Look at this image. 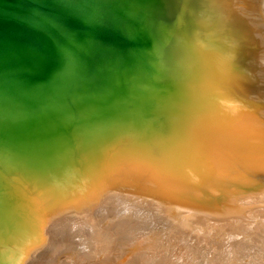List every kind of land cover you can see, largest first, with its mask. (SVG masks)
I'll return each mask as SVG.
<instances>
[{
    "label": "water",
    "instance_id": "1",
    "mask_svg": "<svg viewBox=\"0 0 264 264\" xmlns=\"http://www.w3.org/2000/svg\"><path fill=\"white\" fill-rule=\"evenodd\" d=\"M232 6L231 0H0V216H24L26 203L18 207L12 189L19 179L54 173L62 156L74 160L87 149L72 142L80 119L104 116L122 127L111 154L173 128L219 126L225 111L239 110L246 125L263 120L264 44L250 36L254 28L244 34L239 25L222 26ZM251 127L248 137L258 135L259 126ZM176 151L174 159L189 164L187 180L200 178L191 174L197 159L210 172L220 167L208 152ZM128 187L111 198L154 196L137 182ZM178 209L184 210L172 214L183 217ZM138 211L134 216L152 213L181 230L163 214ZM132 213L127 208L123 215Z\"/></svg>",
    "mask_w": 264,
    "mask_h": 264
},
{
    "label": "bare ground",
    "instance_id": "2",
    "mask_svg": "<svg viewBox=\"0 0 264 264\" xmlns=\"http://www.w3.org/2000/svg\"><path fill=\"white\" fill-rule=\"evenodd\" d=\"M231 1L235 7L232 6V11L223 12L225 22L222 26L225 23L230 27L239 25L244 34H248L249 28H254L255 32L250 36L257 35L264 44V0ZM258 82L261 91H264V78ZM233 111H225L218 115L219 119L216 121L219 126L204 124L185 132L173 128L170 132L145 136L140 141L133 140L135 147H126L119 154L116 152L111 154L108 151V147L115 144L118 137L123 139L119 132L122 127L119 128L112 118L100 116L89 123H85L88 119L84 118L73 122V128H76V125H83L81 131H77L72 139L74 149L81 147L87 149L79 152L74 160L67 161L66 156H62L64 164L56 167L54 173L29 174L25 179H19V184L12 188L18 197L17 202H20L18 207L21 208L22 203H26L23 209L25 214L20 221H12L0 216L4 220L6 218L7 223L4 226H2L3 222L0 223V264H19L18 258L33 260L41 256V261L44 258L45 260L51 258L53 254L51 250L50 252L45 250H48L51 243L43 242L42 231L47 230V228L43 230L45 227L43 224L48 218L53 219L47 222V227L50 228L56 224L57 217L62 221L66 220L67 227L74 229H72L73 234L70 233V236L74 235V239L64 236V228L59 229L57 225L58 230L62 229L63 237L59 241L64 243V246L54 251L58 255L55 258L52 256L53 264H79V260H81L80 264L88 262L97 264L95 263L97 261H100L99 264H190V254L187 250L190 249L191 244L188 240L192 237L197 241L200 240L197 235L200 231V234L203 232L201 237L207 238L201 239L205 240L206 244L208 243L206 240H210V237L214 239L215 234L217 240L208 243L209 245L204 242L205 246L213 245L211 250L210 248L206 250L207 247L203 249L204 246L197 249V253L193 249L189 250L191 254H198L201 257L200 263L197 264H228L231 257L229 253H233L236 247L237 250L249 247L248 254L245 253L251 255L252 260L257 263L264 264V238H260L263 242L261 246H256L255 243L260 240L257 235L264 233V118L255 119L246 125L248 122L245 124L237 118L236 111L239 113L240 111L236 109ZM262 114L264 115V112ZM211 117L213 119L214 115ZM244 125L246 128L239 130V127ZM252 125L259 126L258 135L248 137L251 135ZM130 137L131 135L127 136ZM177 149L182 150L183 153L195 151L197 155H201L204 151L208 152V155L210 153V156L219 158L220 167L210 172L208 166L210 164L203 162L204 159H200L201 161L197 159L196 163L200 167L199 169L193 167L191 174L200 178L187 180L184 177L189 172L185 167L187 165L189 167V164L185 162L186 164L182 165L174 159L173 152L179 155ZM71 151L72 148L64 152ZM134 182H137L140 188L143 187L141 192L144 191L147 195L154 194L153 198L131 201L126 199V201L122 200L123 202L113 200L111 208L114 209L109 212L110 214L108 212L103 214L102 209L99 210L101 204L104 205L103 208L108 206L103 200L98 204L100 206L94 207L95 209L91 207L96 201L99 202V197L105 196V194L101 196L100 192L108 189L110 196L119 195L118 191L131 192L128 191L130 190L128 186ZM168 194H176L178 201L172 200ZM178 207L184 209L181 211L178 209L180 213L185 212L183 217H175L172 214V211L177 210ZM127 208L132 209L133 213L129 214L130 216L123 215ZM143 208L147 212L151 210L153 213L163 214L161 220H166V224L173 223L181 230L167 227L152 213L151 217H145L146 214L134 216ZM68 210L70 212L67 214ZM101 211L102 214H99ZM96 212L100 217L95 216L98 217L95 221L92 217L97 214ZM77 217L81 221L79 225L76 223L79 221L74 220ZM64 222L57 223L61 225ZM153 226L157 228L149 229ZM140 227L142 229H139ZM80 229L84 232L82 233ZM143 229H145L143 235L144 233L148 234V237L153 235V238L160 242H152L143 248L139 246L141 240L144 243V237L139 239L137 233ZM229 229L241 234L226 232ZM117 232L122 233L124 237L115 235ZM255 233L257 234L255 238H248L249 234ZM164 236L169 242H162ZM174 236L185 242L184 248L187 250L177 255L180 262L176 263V259L170 260L169 263V257L174 252H170L168 248L172 246L170 242L175 240ZM250 240L253 243H250ZM148 241L149 238L145 239V243ZM54 243L56 245V242ZM54 245L52 244V247ZM218 248L223 253L220 259H211L209 257L211 255H204L214 254ZM105 252L112 253L111 259L101 261L98 255ZM89 255H93V258ZM246 262L242 264H248Z\"/></svg>",
    "mask_w": 264,
    "mask_h": 264
},
{
    "label": "rangeland",
    "instance_id": "3",
    "mask_svg": "<svg viewBox=\"0 0 264 264\" xmlns=\"http://www.w3.org/2000/svg\"><path fill=\"white\" fill-rule=\"evenodd\" d=\"M101 193V196L103 195V194H105V196H104V198H103V196L102 197H99V202L98 201H96V203H94V204H92L91 205V207H96L98 204H100V202L103 200V203H107V205L108 206H105L104 208L102 207V206H104V205H102L101 204V207H100V209L99 210H101L102 209V211H103V214H106L105 212H110V211H113V209L114 208H111V205H112V203H113V199L111 198V196H110V194H109V192H108V189L106 190V191H102V192H100ZM40 195H42L41 193H40ZM105 197H106V199H105ZM106 200V201H105ZM110 203V204H109ZM98 206H100V205H98ZM61 207V206H60ZM134 207V206H133ZM132 207V208H133ZM134 208H136V207H134ZM84 209H85V207H84ZM95 209V208H94ZM104 209V210H103ZM79 210H81L82 211V209H80L79 208ZM102 211L99 213V214H102ZM70 211L68 210V212H67V214L69 213ZM97 213V212H96ZM98 213L97 214H94V217H92V218H98V217H100V215H99ZM110 214V213H109ZM109 214H107V215H109ZM98 215V217H95V216H97ZM93 216V215H92ZM106 216V215H105ZM264 218V217H263ZM57 219V220H56ZM79 217H77V218H75L74 220L75 221H79ZM94 219H92V221H94ZM96 219H95V221H96ZM108 219V218H107ZM259 219V218H258ZM52 221L53 219H47V222L49 223L50 221ZM144 220V219H143ZM64 221H66V220H64L63 219V221L62 220H60L58 217L57 218H55V225H56V227H55V225H53V226H51L50 228L49 227H47V222L45 223V224H43L45 227L43 228V230L45 229V228H47V230H44V231H42V234H43V242H46V241H48L49 242V248H48V250L47 249H45L47 252H50V250H51V252L53 253L52 254V256L55 258V257H57V255L58 254H56V252H54V251H57V250H59L60 249V247H62V246H64V243H60V241H59V239L61 238V237H63V235L64 236H69L70 238L71 237H73V238H71V239H74V235H72L73 233V228H70V226H69V228L67 227L68 226V222H67V225H65V223L66 222H64ZM98 221H100V220H98ZM105 221H107V220H105ZM61 223V222H64V223H62L61 225H59L58 223ZM118 222H119V220H118ZM78 225L79 224H81V221H79V222H76ZM103 222H101V224H102ZM63 224H64V226H63ZM253 224V223H252ZM252 224H250V225H252ZM57 225L59 226L58 228L60 229V227H62V228H64L63 229V235H62V229H61V231L60 230H58V228H57ZM56 229V231H55V229ZM53 228V229H52ZM73 229V230H72ZM51 230V231H50ZM53 230V231H52ZM58 230V231H57ZM68 230H69V232H68ZM82 230V231H81ZM139 230V229H138ZM80 231L83 233L84 232V230L83 229H80ZM145 231V229H143L142 231L140 230V232H138L137 233V236L139 237V239H142L143 237V242L144 243H142V240L140 241V243H138L139 244V246H142V248L145 246V245H147V244H152V242L153 243H159L158 241H156V239H154L153 238V235L152 236H149L148 237V234H145L144 233V235H143V233L142 232H144ZM203 231V230H202ZM254 231V230H253ZM47 232V233H46ZM50 232V233H49ZM51 232H54V233H51ZM58 232H59V234H60V232H61V234L59 235L58 234ZM68 232V233H67ZM201 232V231H200ZM200 232L197 234L198 235V237H200L201 239H207V238H205V237H201V235H202V233L200 234ZM226 232H231V233H239V234H241L240 232H235L234 230H231V229H229L228 231H226ZM45 233V234H44ZM70 233H72L71 235L72 236H70ZM120 232H117L115 235H119V236H121L122 235V233L121 234H119ZM209 233V232H208ZM215 234V233H214ZM263 234L264 233H262V234H259V235H257L256 233L255 234H249L248 235V238L249 237H251V238H255L256 236L255 235H257V237L260 239L261 237H263L264 238V236H263ZM56 235H58V236H60V237H55ZM81 235V234H80ZM208 235V234H207ZM212 235V234H211ZM123 237H124V235H122ZM125 236H127V235H125ZM140 236H142V237H140ZM205 236H206V234H205ZM215 237L217 236V234H215L214 235ZM128 237V236H127ZM147 237V238H146ZM209 237V236H208ZM214 237V239L213 238H211L210 237V240H211V242H210V240H206V241H208V243L210 244V243H212L213 242V240L215 241V240H217L216 238ZM116 238V237H115ZM149 238V241L148 242H146L145 243V239H148ZM173 238V237H172ZM187 239H189V237H186ZM117 239V238H116ZM150 239H152V240H150ZM175 239V240H174ZM174 241H172V242H170L171 244H172V246L170 247V248H168L169 250H170V252L172 251V252H174V254L171 256V257H169V260H168V262L169 263H171V261L170 260H176L177 259V255L179 254V253H183V252H185L187 249H185L184 248V241H182V239H181V241L178 239V238H176L175 236H174ZM196 240V238H190L189 240H188V243H190L191 245V247H190V249H193V251L195 252V253H197V249L199 250V248H201L202 246H204V248L203 249H205L206 247H207V249L206 250H208L209 248V250H211L212 248H211V246H213V245H211V246H205V244H206V242H205V240ZM250 239V238H249ZM51 242H50V241ZM191 240V241H190ZM196 240V241H195ZM54 242H56V245H54L55 243ZM76 242V241H75ZM117 242H118V240H117ZM116 242V243H117ZM196 242V245H194V243ZM204 242H205V244H204ZM250 243H253V241H249ZM181 243L183 244L182 246H181ZM206 244V245H209V244ZM256 243V246H261L262 245V241H261V239L260 240H258V241H256L255 242ZM52 244L55 246H53L52 247ZM140 244H143V245H140ZM264 244V243H263ZM192 245H193V247H192ZM233 245V244H232ZM230 245L231 247H233V246H235V245ZM138 246V245H137ZM230 246H229V248H230ZM147 247V246H146ZM188 247V248H189ZM52 248V249H51ZM133 248H135V247H133ZM234 248V247H233ZM247 248V249H246ZM56 249V250H55ZM189 249V250H190ZM202 249V250H203ZM232 249V248H231ZM235 249H236V251H235ZM238 248L236 247V248H234L233 249V253H229V256H231L230 257V262H231V264L233 263V264H242V263H245V261H247L246 263H248V264H260V263H257L256 261H254V260H252V256L251 255H247L248 253H247V251H249V247H245V249H241V250H237ZM118 250V248L116 249V251ZM131 250H133V249H131ZM189 250H187V252L190 254V256H189V259L191 260V263L190 264H197V263H200V258L201 257H199L198 256V254L196 255H194V254H191V252H189ZM220 248H218L217 250H215V252H214V254L213 253H206V254H204L205 256H207V255H211V256H209L211 259H213V258H216V259H220L221 257H222V254L223 253H221L220 252ZM201 251V250H200ZM235 252V253H234ZM247 254H246V253ZM74 253H76V251H74ZM241 253V254H240ZM56 254V255H55ZM60 254V253H59ZM115 254V253H114ZM113 254V255H114ZM238 254H240V255H238ZM107 255V256H106ZM241 255H244L243 257H239V256H241ZM245 255H246V257H245ZM51 256V258H48V260H45V258H44V260L43 261H41L42 260V258H41V256L39 257V258H37V257H35V259H33V260H30L29 258H21V259H17V262L19 263V264H36L37 262V264H42V263H44V264H53V260H54V258ZM112 256V253L111 254H108L107 252H105V253H102L101 255H98V257L99 258H101V261L102 260H104V261H106V259H108V260H110L111 257ZM195 256H196V258H195ZM238 256V257H237ZM255 255H253V257H254ZM89 257H92L93 258V255H89ZM184 258L186 257V255H184L183 256ZM110 258V259H109ZM250 258V259H249ZM168 259V258H167ZM166 259V260H167ZM194 259V260H193ZM38 260V261H37ZM21 261V262H20ZM36 261V262H35ZM44 261H46V262H44ZM52 263H51V262ZM119 260H117V262H118ZM122 261H123V259H122ZM31 262V263H30ZM80 262H81V260H79L78 261V263L80 264ZM100 262V261H99ZM99 262L97 261V262H95V263H97V264H99ZM178 262H180V260L179 259H177V261H176V263H178ZM229 262V263H230ZM184 263V262H183ZM228 263V264H229ZM86 264H91V263H86ZM93 264V263H92ZM109 264V263H108ZM116 264H118V263H116ZM225 264H227V263H225Z\"/></svg>",
    "mask_w": 264,
    "mask_h": 264
}]
</instances>
